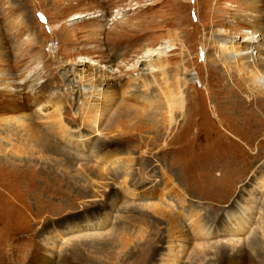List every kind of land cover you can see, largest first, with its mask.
<instances>
[{
	"label": "rangeland",
	"instance_id": "rangeland-1",
	"mask_svg": "<svg viewBox=\"0 0 264 264\" xmlns=\"http://www.w3.org/2000/svg\"><path fill=\"white\" fill-rule=\"evenodd\" d=\"M248 20L264 40V0H0V99L29 82L53 93L0 109V264H264V107L210 41ZM53 38L60 56L46 51ZM164 41L162 68L131 80ZM76 60L101 102L116 98L99 132L81 117L86 91L65 65ZM171 87L188 101L170 134L167 121L117 119L123 99L139 111ZM65 125L90 135L85 147ZM34 129L46 140L25 136ZM124 165L134 197L119 187Z\"/></svg>",
	"mask_w": 264,
	"mask_h": 264
},
{
	"label": "bare ground",
	"instance_id": "bare-ground-1",
	"mask_svg": "<svg viewBox=\"0 0 264 264\" xmlns=\"http://www.w3.org/2000/svg\"><path fill=\"white\" fill-rule=\"evenodd\" d=\"M80 17L81 16H76L72 19L74 20V19H78ZM247 22H248L247 24H250V25H248V26L243 25L244 27H240L235 31H231V30L229 31L228 29H224V28L218 29L217 33L216 32L211 33L210 41L214 44V47L216 48V50H215L216 54L218 55V58L221 61V63L223 65H226V67H228V71L230 73L232 71H234V73L237 74L238 78H240L241 81H243V86L247 89V96H245V97L247 99H249L250 105L254 106V107L256 105H257V107L258 106L264 107V44L263 45L260 44L261 41L264 43V40L263 39L259 40L258 38L261 36V34H257L258 30L256 31L255 28L254 29L252 28V26L256 25L258 21L257 20H248ZM172 45H173V43H170L169 41H166V42L164 41L156 48H153V47L147 48L145 50V52L142 53L143 55H142L141 59H139V61H137L138 66H139V72L136 73L134 71L135 72L134 75L131 74L129 76V78H131V80L137 79L138 77H141L143 74H151L154 77L155 72L160 70L159 68H162L163 57H166L167 52L170 51V48L172 47ZM65 65L68 67L72 65L71 69H73V71H76L78 73L79 80L82 83V85H84V88L86 91L84 93V96H83L84 102H82L83 103V109H82L83 112H82L81 117H83V119H84V120L83 119L82 120L87 121V124H89V123L91 124L90 128L92 127V130L94 129L93 132H99L100 128L97 126L98 121L96 120V115L99 114V108H100V106H103V104H106L107 108H109L108 105L115 102L116 98L112 95H109V97H110L109 101H108V99L107 100L103 99V101L101 102L100 99L104 98V96H105V93H104L105 88H103L102 86H98V85L93 84L92 81L88 82V83L86 82L87 74L85 75L83 73V70H85V67H81V66H86V62L76 60V61H73L72 63L66 62ZM92 66H97V68H104V66L101 65V63H99V62H93ZM135 70H137V69H135ZM165 71H166V68H165ZM93 73H95V72H93ZM128 74H130V73H128ZM195 75H196V77L198 76L196 73L190 74V76H191L190 79L193 80L195 78ZM94 76H96V75H94ZM110 78H112V77H110ZM147 78H149V77H147ZM186 78H187V76H186ZM155 79H156V77H155ZM89 80H91V79H89ZM137 81H139V80H137ZM166 81H168V80H166ZM43 82H45V81H43ZM101 82H102V80H101ZM128 82L129 81H127L126 83H128ZM132 83H134V82H132ZM184 83L186 84V81ZM48 84L49 83H46V82L45 83L29 82V83L25 84L24 87L22 86L19 89L16 87H13V86H9L8 89L10 91H19V92L15 96L16 97L14 100L15 102H11L8 100L5 101V100L0 99L1 111L2 110H5V111L11 110L10 108L15 107V105L18 104V102L22 104V101H24L23 99H25L26 97H30L32 99L40 98L41 96H44V94L47 93L48 91H50V92H48V93H50L49 96L53 95L52 90H50L48 88ZM100 85H102V83ZM146 87H148V86H146ZM178 87H179V85H178ZM183 90L181 88H180V90L179 89L175 90L173 87H171L169 92L165 93V99H155V100L153 99L152 101H150L149 98L144 99V100L138 99V100H140L146 104V106L145 107L142 106L143 108L142 109L140 108L139 111L136 108L134 110V105L128 104L123 99V101H121L118 104L119 107H117V109L120 108L119 115L117 114V116H118L117 119H119V117H120L123 119L124 118L125 119H127V118L132 119L133 118V120H134V117H137V118L142 119L144 121H150V122L155 121L157 123L159 122L162 124L165 123V121H167L168 124L166 126L167 127L166 134L168 135L171 133L172 129L176 126L178 116L181 115L183 113V111L185 110V108L187 107L188 99H187V96ZM102 95H103V97L101 98ZM46 96H48V95H46ZM57 96H55V97H57ZM235 98H240V97L236 96ZM237 100L239 102H241L240 99H237ZM159 101H160V103L162 101L165 102V109L158 107V106L153 107V102H159ZM50 105L55 106L52 103ZM121 105H123V108L121 107ZM46 106H47V103H44V104L42 103L41 105H39V108L42 110H48V108ZM59 108H60L59 105H57L55 109L59 110ZM61 108H63V107H61ZM109 109H112V108H109ZM75 110H77V109H75ZM259 110H261V112H262V109H259ZM54 113H56V112L54 111ZM108 113H109V111H108ZM110 113H111V111H110ZM159 113L161 114V117H157V115H159ZM9 117L10 116H5V118L8 121H10L8 119ZM100 118H101V116H100ZM112 120H113V122L111 121V123H115L114 119H112ZM253 122H254V120H253ZM131 123L133 124V122H131ZM80 128L81 127L74 128V127H68L65 125L63 127V129L61 130V131H63L62 136H65V137H63V139L68 141V143H71V142L73 143L74 140H77V141H74V143H73L74 145H80L82 147H85L86 139H88L90 137V135L86 136L81 131ZM17 135L21 136V138H22V135H25V134H20L18 132ZM25 136H27V138H29L30 140H32L36 144H38V143L40 144L43 142V140H46L45 135H40L38 130H36V129L31 130ZM45 146H47V145L45 144ZM49 148H52V147L49 146ZM57 150H58V148H57ZM126 165L120 166L119 169L116 170V172L118 173L116 175L124 177L123 178L124 180L121 181V183L119 184V187H121L122 189L127 188V189H125L124 193L126 195L128 194V195L134 197V196L138 195L140 193V191L137 189H129L128 188L127 177L130 175V173L126 168ZM203 232H204V230H203ZM174 259L175 258H173V261H174Z\"/></svg>",
	"mask_w": 264,
	"mask_h": 264
},
{
	"label": "built area",
	"instance_id": "built-area-1",
	"mask_svg": "<svg viewBox=\"0 0 264 264\" xmlns=\"http://www.w3.org/2000/svg\"><path fill=\"white\" fill-rule=\"evenodd\" d=\"M59 42L56 38L51 39L46 45V51L53 56H60L59 54ZM84 93H80V97H83Z\"/></svg>",
	"mask_w": 264,
	"mask_h": 264
}]
</instances>
